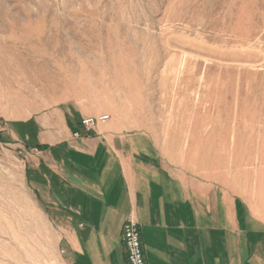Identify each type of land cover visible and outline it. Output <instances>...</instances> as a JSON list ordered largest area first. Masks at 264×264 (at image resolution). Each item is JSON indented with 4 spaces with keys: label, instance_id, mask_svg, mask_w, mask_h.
I'll use <instances>...</instances> for the list:
<instances>
[{
    "label": "rangeland",
    "instance_id": "374dc122",
    "mask_svg": "<svg viewBox=\"0 0 264 264\" xmlns=\"http://www.w3.org/2000/svg\"><path fill=\"white\" fill-rule=\"evenodd\" d=\"M106 114L185 187L256 204L264 0H0V264H48L54 227L33 184L50 168L33 169L55 165L54 146L40 135L65 121L74 139L94 134L83 120Z\"/></svg>",
    "mask_w": 264,
    "mask_h": 264
},
{
    "label": "crops",
    "instance_id": "0c3cea01",
    "mask_svg": "<svg viewBox=\"0 0 264 264\" xmlns=\"http://www.w3.org/2000/svg\"><path fill=\"white\" fill-rule=\"evenodd\" d=\"M110 129L74 139L65 121L38 139L54 146L55 165L33 169L39 181L45 165L51 170L48 183L33 184L47 193L54 227L48 264H129V218L140 225L147 264H264V191L253 204L248 192L205 193L199 180L185 187L158 153Z\"/></svg>",
    "mask_w": 264,
    "mask_h": 264
},
{
    "label": "built area",
    "instance_id": "2783aa9c",
    "mask_svg": "<svg viewBox=\"0 0 264 264\" xmlns=\"http://www.w3.org/2000/svg\"><path fill=\"white\" fill-rule=\"evenodd\" d=\"M108 114L101 115L96 118H86L83 120V125L87 131L94 129L97 124L105 123L109 120ZM75 136H80L75 133ZM123 239L127 249L129 264H147L143 245L141 240V230L138 221L134 218H129L123 226Z\"/></svg>",
    "mask_w": 264,
    "mask_h": 264
}]
</instances>
